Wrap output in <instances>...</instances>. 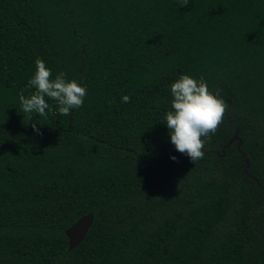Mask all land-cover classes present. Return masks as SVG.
Segmentation results:
<instances>
[{"label":"trees","instance_id":"trees-1","mask_svg":"<svg viewBox=\"0 0 264 264\" xmlns=\"http://www.w3.org/2000/svg\"><path fill=\"white\" fill-rule=\"evenodd\" d=\"M37 58L81 108L21 112ZM184 74L229 105L195 163L165 123ZM0 264H264V0H0Z\"/></svg>","mask_w":264,"mask_h":264},{"label":"clouds","instance_id":"clouds-1","mask_svg":"<svg viewBox=\"0 0 264 264\" xmlns=\"http://www.w3.org/2000/svg\"><path fill=\"white\" fill-rule=\"evenodd\" d=\"M190 0H180L182 7H187ZM36 71L28 82L29 88L35 91L25 97L23 90L19 95L21 112L47 118L51 106L48 99L55 101L61 115H71L73 109L81 108L87 96L86 87L75 79L68 80L65 72H60L55 78L46 63L37 58ZM171 109L166 113L165 123L170 130L171 143L181 154L187 155L194 163L204 158L205 144L216 133L229 113V105L217 91L209 90L205 80L189 75H181L171 84ZM47 98V99H46ZM130 96L122 97L123 103H129ZM39 123V122H38ZM32 128L37 134H42L36 123ZM176 160V157H172Z\"/></svg>","mask_w":264,"mask_h":264},{"label":"water","instance_id":"water-1","mask_svg":"<svg viewBox=\"0 0 264 264\" xmlns=\"http://www.w3.org/2000/svg\"><path fill=\"white\" fill-rule=\"evenodd\" d=\"M237 138V136L235 137ZM247 169L249 168V159L246 157ZM94 223V215L89 214L80 218L74 225L66 230V237L68 239L69 251L76 249L82 244L87 237L92 225Z\"/></svg>","mask_w":264,"mask_h":264}]
</instances>
